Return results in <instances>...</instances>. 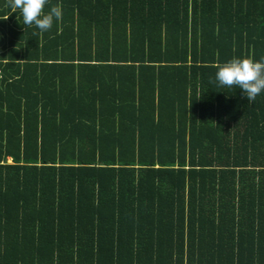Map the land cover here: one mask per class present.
<instances>
[{
    "label": "trees",
    "instance_id": "trees-1",
    "mask_svg": "<svg viewBox=\"0 0 264 264\" xmlns=\"http://www.w3.org/2000/svg\"><path fill=\"white\" fill-rule=\"evenodd\" d=\"M0 0V264H264V0Z\"/></svg>",
    "mask_w": 264,
    "mask_h": 264
},
{
    "label": "clouds",
    "instance_id": "clouds-1",
    "mask_svg": "<svg viewBox=\"0 0 264 264\" xmlns=\"http://www.w3.org/2000/svg\"><path fill=\"white\" fill-rule=\"evenodd\" d=\"M13 12L19 11L25 26H35L41 33L49 31L54 21L62 19V7L57 4L45 13L49 0H6ZM215 81L222 88H238L249 103L264 92V57L236 58L216 65Z\"/></svg>",
    "mask_w": 264,
    "mask_h": 264
}]
</instances>
